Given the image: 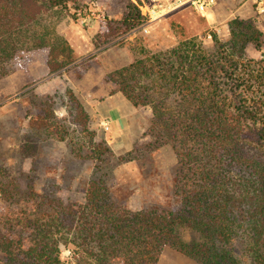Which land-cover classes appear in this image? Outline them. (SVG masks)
<instances>
[{"label": "trees", "instance_id": "1", "mask_svg": "<svg viewBox=\"0 0 264 264\" xmlns=\"http://www.w3.org/2000/svg\"><path fill=\"white\" fill-rule=\"evenodd\" d=\"M79 1L0 0V76L7 64L36 52L46 53L51 72L71 63L57 21ZM121 2L122 19L103 23L96 48L146 20L141 0ZM228 27L227 40H183L107 74L134 107L151 109L143 153L169 146L176 156L171 174L157 175L168 204L133 210L116 195L106 170L115 156L69 94L72 123L88 140L86 152L75 155L93 161L94 173L83 199L64 200L40 196L29 173L0 167L2 264H64L61 244L70 247L71 264H158L165 249L198 264H264V35L251 20L235 18ZM53 106L49 99L41 107L38 126L64 139L69 131L56 123ZM137 150L115 159L139 160L132 156Z\"/></svg>", "mask_w": 264, "mask_h": 264}, {"label": "rangeland", "instance_id": "2", "mask_svg": "<svg viewBox=\"0 0 264 264\" xmlns=\"http://www.w3.org/2000/svg\"><path fill=\"white\" fill-rule=\"evenodd\" d=\"M121 1L71 2L68 11L59 15L57 31L73 50L71 63L51 72L46 53L36 52L7 64L6 73L0 76V167L11 170L12 175L29 173L40 196L83 199L82 192L95 170L93 161L75 155L79 149L85 153L88 146H84L86 134L72 123L69 114V94H73L89 115V131L95 133L97 140H104L115 156L106 170L115 178L116 195L126 197L133 210L149 203L168 204L165 194H161L165 187L157 175L171 174L177 165L176 156L169 146L143 153L150 140L145 134L150 128L151 109L134 107L115 90L107 74L145 52L167 50L183 40L195 38L206 45L215 36L227 40L228 23L235 18L253 21L264 35V0H220L206 14L182 7L148 23L147 32L140 29L144 21L96 48L93 41L103 23L122 19L125 9ZM141 1L145 10L149 0ZM249 54L261 57V52L253 49ZM49 99L54 103L56 123L69 131L63 133L64 139L38 126L37 115ZM118 118L127 119L126 131L118 130ZM134 147L139 150L132 156L138 155L139 160L119 163L115 159L128 156ZM185 237L191 239L193 235L185 233ZM60 249L64 264H71L70 247L61 244Z\"/></svg>", "mask_w": 264, "mask_h": 264}, {"label": "built area", "instance_id": "3", "mask_svg": "<svg viewBox=\"0 0 264 264\" xmlns=\"http://www.w3.org/2000/svg\"><path fill=\"white\" fill-rule=\"evenodd\" d=\"M216 1L217 0H149V4L145 6L147 18L140 26V29L147 32L148 23L182 7H191L197 13L206 14L213 9L216 5ZM105 129H109L107 124L105 125Z\"/></svg>", "mask_w": 264, "mask_h": 264}, {"label": "crops", "instance_id": "4", "mask_svg": "<svg viewBox=\"0 0 264 264\" xmlns=\"http://www.w3.org/2000/svg\"><path fill=\"white\" fill-rule=\"evenodd\" d=\"M220 0L216 1V5ZM216 5L213 7L212 11L214 10V8L216 7ZM118 130H127V127L129 126L127 123V119L126 118H118ZM125 128V129H124ZM158 264H198L196 261L188 258L187 256L176 252L174 250L171 249H165L162 252V255L160 257V260L158 262Z\"/></svg>", "mask_w": 264, "mask_h": 264}]
</instances>
